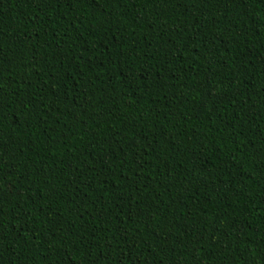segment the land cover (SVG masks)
Masks as SVG:
<instances>
[{
	"label": "trees",
	"instance_id": "1",
	"mask_svg": "<svg viewBox=\"0 0 264 264\" xmlns=\"http://www.w3.org/2000/svg\"><path fill=\"white\" fill-rule=\"evenodd\" d=\"M0 264H264V0H0Z\"/></svg>",
	"mask_w": 264,
	"mask_h": 264
}]
</instances>
